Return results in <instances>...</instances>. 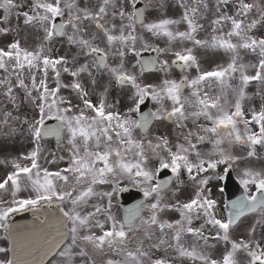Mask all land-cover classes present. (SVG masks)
<instances>
[{"label":"snow or ice","instance_id":"obj_1","mask_svg":"<svg viewBox=\"0 0 264 264\" xmlns=\"http://www.w3.org/2000/svg\"><path fill=\"white\" fill-rule=\"evenodd\" d=\"M173 6L179 8V18L167 14ZM0 8V24L5 25L0 36L12 34L0 47L5 74L0 95L6 101L0 124L12 132L18 130L12 124L18 125L34 145L25 154L0 160V165H11L0 177V264H264V168L253 166L254 160H264V0H219L212 6L216 18L210 22V39L198 38L210 0H0ZM13 15L36 34L34 47L25 46L19 26H7ZM58 38L76 49L71 60L51 55L50 45ZM153 39L166 46H154ZM177 42L191 47L175 50ZM197 48L222 50L228 62L201 71ZM149 49L157 54L155 61L132 63ZM169 54L175 57L171 64ZM249 54L255 63L244 61ZM173 65L181 71L195 68L197 75L168 78ZM50 70L54 87L48 82ZM146 71L163 73L160 83H145ZM62 73L73 80L63 83ZM81 74L90 78L93 90H101L96 103ZM97 74L106 79L101 82ZM124 86L131 91L121 112V102L109 103L108 94L112 87ZM62 88L75 93V102L71 94H60ZM185 89H191L187 96ZM253 97H259L260 107L250 104L249 118L245 101ZM148 99L158 107L143 114ZM21 103L31 111L13 115ZM9 104L12 110H7ZM201 118L206 123H197ZM189 119L196 130L181 133L183 143L173 145L163 135L149 138L153 121L187 128ZM48 121L58 123L48 126ZM137 129L142 139L134 135ZM52 137L56 149L67 154V166L55 171L39 162L42 142ZM237 145L239 151H234ZM150 158L157 164L149 166ZM45 160L55 164L65 156L50 152ZM220 165L226 172L238 168L244 188L243 196L225 205L226 215L208 187L223 177L205 175ZM165 169L174 180L160 178ZM125 180L142 191L145 201L118 219L112 198L126 190L120 186ZM99 185H111V190H99ZM187 187L192 191L180 199ZM22 192L27 195L21 197ZM45 206L58 211L43 220L37 216L39 225L13 223L15 213H36ZM166 212L179 218L164 219ZM236 232L241 234L233 238ZM221 243L223 250L214 255ZM160 251L165 255L155 256Z\"/></svg>","mask_w":264,"mask_h":264},{"label":"rangeland","instance_id":"obj_2","mask_svg":"<svg viewBox=\"0 0 264 264\" xmlns=\"http://www.w3.org/2000/svg\"><path fill=\"white\" fill-rule=\"evenodd\" d=\"M217 3H219V0H210V10L207 13V19L201 21V23H203L205 25V27L203 30H201L198 33V38L204 39L206 36L207 37L211 36L212 25L210 22L212 19L216 18V13L212 9V6L216 5ZM221 11H228L229 14H232L234 9L233 8H222ZM167 14L169 16H172L173 18H179L180 10L178 7L173 6L168 10ZM3 17H4V10L2 8H0V21L3 20ZM3 26H5V25L0 24V27H3ZM7 26L11 27L13 29H15L17 26L20 27L21 35H23L25 37V46L31 48V47H34L36 45V43H38V41L35 39L36 34L33 33L30 29H26L24 27V25L22 23V18H21V20L18 21L14 15L11 16ZM179 27H180V30H184L186 26L182 24ZM255 34L256 35L260 34L259 26H258L257 30H255ZM11 39H12V34H9L7 37L0 36V47H3ZM150 43H152L154 46H160V47L166 46L164 40L153 39L150 41ZM50 47L54 48L53 45H50ZM173 47L175 50H179L180 48L185 47V46H184V44L182 45L181 43L177 42L176 44L173 45ZM66 51H68V50H66ZM201 51L198 49H196L194 51L198 57V61L200 64V70L201 71L214 70L218 65H226L228 62V56L227 55L217 56V54H215V50L208 51V54H210V55H206V56ZM74 54H75V52L68 51V54H66V56L71 60V58ZM52 56L55 57L54 55H52ZM164 58H165L164 56L160 57V59H164ZM166 58L169 60V62L171 64V61L174 58V56L169 54ZM80 60H81V58H80ZM80 60H78V61H80ZM78 61H77V64H78ZM244 61L245 62L251 61V63H255L256 62L255 56L253 55V59L244 58ZM249 71L252 72L253 70L250 69ZM177 74L178 73H175L171 67V71L169 73L168 78L178 80ZM185 74L188 75L189 77L192 76L191 77V79H192L197 75V71L195 68H192V69L186 70ZM4 75L5 74L2 71H0V77H3ZM51 76L54 77V74L50 70L48 79L51 78ZM37 78L38 79L40 78L39 73H37ZM162 78H163V73H160L157 76H149L147 78L144 77L142 79L144 80V82L146 81V83L159 84ZM61 80L63 83H70L73 80V78L71 76H69L67 73H62ZM13 83L15 84L14 79H13ZM54 86H55V84H54V78H53L51 80L50 87H54ZM213 89H215V85H213ZM119 91L121 93L114 91L113 87L111 88V90L109 92V98L111 97L112 102H113V100H117V99L120 100V98L125 99L130 94L131 90H130V88L129 89L125 88V89L119 90ZM252 91H253V89H252V86L250 85L249 86V92L251 93ZM17 92L20 93V97H21V99H23L22 91L20 89H17ZM70 94L73 96V98L75 100V93H71L70 89H61V95L69 96ZM120 102L121 103L118 105L120 111L121 112L126 111V107L123 106L124 104L122 103V101H120ZM250 104L252 106H254L256 109H259V107H260L259 97H257V98L253 97L251 100L245 101V112H246V115L249 116V118H250V112H249V105ZM5 105H6V101L4 100L3 96L0 95V118L3 117V113L5 111ZM157 107L155 104V108H157ZM7 110H12V106L10 104L7 105ZM30 111H31V109L27 103H21L19 112L14 111L13 115H18V114L23 115L25 113H29ZM185 123L187 125V128H178L176 126V124L172 127H169L166 125L165 121H159L157 123L155 129H154L155 131H153V139L156 135H163V136H166L173 145H175L178 142L183 143V136L181 135V133L186 132L188 129H191L193 131L196 130V125L193 124L191 119H189L188 121H185ZM197 123H206V122L203 120V118H201ZM12 127H17L18 130L15 132H12L8 126L0 124V160H3L5 158L11 160L14 157H18L21 154H25V153L29 152L34 147V145L30 142V138L28 137V135L25 131H23L22 129H19L18 125H16V124H12ZM252 127L254 128V124L252 125ZM254 129H258V125H255ZM42 147H43V151L41 153V158H40L39 162L43 167H46L49 170L55 171V170H58L60 168L67 166V164L65 162L67 160V154H65L61 150L54 149V146L52 144H50L49 142L43 141ZM203 147L207 148V145H204ZM234 151H237L236 148H234ZM50 152H56L57 156H61V155L65 156V161H61V162L55 163V164L47 163L45 160V157H49ZM133 158L134 157H132V159ZM24 163H28V162L24 161ZM156 164H157V162L153 163L152 159L149 160V166H153ZM10 167H11L10 164L8 165V167H5L4 165H0V177H3L4 174L6 173V171L10 170ZM125 183L128 184L127 181ZM97 187L99 190H111V185H99ZM174 187H175V185H174ZM191 191H192L191 187L185 188L180 193V199H185ZM20 195H21V197H24L27 195V193L22 192ZM5 198H7V197H5ZM115 200L113 197L112 198V205L116 209L117 203H115ZM92 202H95V201H92ZM114 214L117 216L118 219H120V216L118 217V215H117L118 213L116 210H115ZM162 217L164 219L175 220V219L179 218V214L174 213V212H166V213L162 214ZM95 231H97V233H99L98 229H96ZM1 244H4V242L2 241ZM164 255H165V253L163 251L155 253V256H164ZM113 258L119 259V257H113ZM180 264H192V262L188 261V260H183L180 262Z\"/></svg>","mask_w":264,"mask_h":264},{"label":"flooded vegetation","instance_id":"obj_3","mask_svg":"<svg viewBox=\"0 0 264 264\" xmlns=\"http://www.w3.org/2000/svg\"><path fill=\"white\" fill-rule=\"evenodd\" d=\"M58 22H60L58 20ZM53 47L52 50H53V53L57 54L58 56H60V54L62 52H65L66 50L68 51H71V52H76V49L73 48V47H70L69 45H67L64 41V38H58L53 44ZM83 58H81L79 62H82ZM85 76H87L86 74H84ZM99 76V74H97V77ZM145 76V75H144ZM103 78L106 79V76H103ZM84 82V85L86 87L87 90H89L90 92V98L92 99L93 103H96L97 100H98V93H99V88H97L96 90H93L91 85H90V78L88 77H84V80H82ZM101 82L103 80H100ZM119 90H123L124 88H121L119 87L118 88ZM119 90H117V92L121 93ZM124 99L120 98L119 101H123ZM108 102L111 103V97L109 98V95H108ZM123 104H128L129 101L127 99L126 102H122ZM169 125H172V124H169ZM134 135L136 136L137 139H142V134L138 133L137 131L134 133ZM48 142V141H47ZM51 142V141H49ZM257 149H258V153L261 151V149L259 148V146H257ZM62 151V150H61ZM64 152V151H63ZM65 153V152H64ZM66 154V153H65ZM129 159H132V155L129 154ZM253 166L256 168V169H261V168H264V160H254V164ZM225 165H220L217 169V172L216 173H208V174H205V175H213V177H215L217 175V173L222 176L223 178L222 179H212L210 181V184H209V188L211 189V192H212V198L215 199L218 203V206L221 210V213L223 215H226L227 212L229 211V208L225 207V205H229L228 204V200L230 198V200L235 201V200H238L241 196H243V194L240 192V190L238 189L237 185L240 183V174H239V169L236 168V167H233L232 169L228 170L227 172L224 171L225 169ZM231 172L233 177H234V181H229V178H228V173ZM126 181V180H125ZM129 183V182H128ZM241 185V184H240ZM128 187H134V188H137L139 189L138 187H135L133 185H131L129 183V185H127ZM243 191H244V188L243 186L241 185ZM250 188L252 189V191L254 192L255 191V188L254 186H250ZM140 190V189H139ZM141 191V190H140ZM115 195V194H114ZM244 220H249L251 219V217H245L243 218ZM240 232H236L235 235L237 236H240ZM223 244H218L216 246V250L214 251V255H218V253L220 251L223 250Z\"/></svg>","mask_w":264,"mask_h":264},{"label":"water","instance_id":"obj_4","mask_svg":"<svg viewBox=\"0 0 264 264\" xmlns=\"http://www.w3.org/2000/svg\"><path fill=\"white\" fill-rule=\"evenodd\" d=\"M148 61H155L156 58L154 56V54H149L148 55ZM148 113H149V106H148ZM50 122H53V121H48V126H54L52 125ZM44 210H46L47 208H43ZM44 210L42 211V216L45 218V216H47V214H44ZM46 212L48 213V210H46ZM37 213H40L41 212H36V213H33V211H23L21 213H18L16 214L12 220H13V223L15 224H18V225H23V226H33V225H39V222L36 221L35 218H33V214H37Z\"/></svg>","mask_w":264,"mask_h":264}]
</instances>
